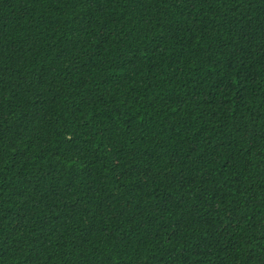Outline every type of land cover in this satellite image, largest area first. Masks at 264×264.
Segmentation results:
<instances>
[{"label":"trees","instance_id":"trees-1","mask_svg":"<svg viewBox=\"0 0 264 264\" xmlns=\"http://www.w3.org/2000/svg\"><path fill=\"white\" fill-rule=\"evenodd\" d=\"M0 264H264V0H0Z\"/></svg>","mask_w":264,"mask_h":264}]
</instances>
